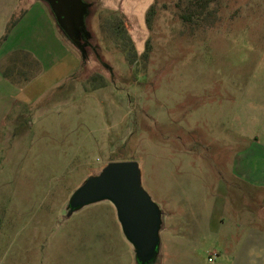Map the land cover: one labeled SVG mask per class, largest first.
<instances>
[{
  "label": "rangeland",
  "instance_id": "obj_1",
  "mask_svg": "<svg viewBox=\"0 0 264 264\" xmlns=\"http://www.w3.org/2000/svg\"><path fill=\"white\" fill-rule=\"evenodd\" d=\"M81 1L77 45L58 26L72 75L0 122V264H137L111 202L68 208L85 179L129 160L160 211L148 264H218L209 253L264 217V184L237 175L242 160L264 171V0H213L189 21L193 0H155L142 35ZM126 33L145 59L131 61ZM19 89L0 91V111Z\"/></svg>",
  "mask_w": 264,
  "mask_h": 264
},
{
  "label": "crops",
  "instance_id": "obj_2",
  "mask_svg": "<svg viewBox=\"0 0 264 264\" xmlns=\"http://www.w3.org/2000/svg\"><path fill=\"white\" fill-rule=\"evenodd\" d=\"M22 0H0V38L3 36L6 25L12 15L19 10H23V15L17 23L11 28L5 40L0 42V91H13L17 87L22 90L13 93L8 97L10 105L6 102V110L0 111V122L11 111L14 103H27L26 100L19 101V97L32 89V87H54L61 80L72 75L70 61L74 58L68 51L64 42L58 33V23L52 14V11L39 0H28L24 7ZM98 11L110 12L121 16L124 19V26L128 29L136 28L140 35L146 29L145 16L150 6L154 5L155 0H95ZM25 52L28 53L39 65V70L27 82L17 84L6 78L3 74L8 67V59L12 54ZM70 60H68V59ZM67 60L70 66L67 64ZM28 62V61H27ZM16 61L13 69V75L16 71L27 69L33 70L29 66H20ZM64 64V68L61 65ZM67 65V66H66ZM23 99V98H22ZM21 100V99H20ZM246 160L240 163L241 172L237 170V175L241 179L253 185L260 186L264 184V171H256L245 164ZM260 219V218H259ZM261 226L258 229H248L240 231L236 235V240L232 251L224 249V243L218 244L211 254L214 259L211 261L218 264H264V217L260 219ZM219 228L214 229V235L219 234ZM219 236V235H218ZM224 237H230L225 234Z\"/></svg>",
  "mask_w": 264,
  "mask_h": 264
},
{
  "label": "water",
  "instance_id": "obj_3",
  "mask_svg": "<svg viewBox=\"0 0 264 264\" xmlns=\"http://www.w3.org/2000/svg\"><path fill=\"white\" fill-rule=\"evenodd\" d=\"M46 1L58 26L77 45L76 39L84 31L87 5L81 0ZM103 200L115 207L123 233L134 247L137 264L151 262L159 243L160 211L141 186L136 161L109 162L99 174L85 179L69 200V213Z\"/></svg>",
  "mask_w": 264,
  "mask_h": 264
},
{
  "label": "trees",
  "instance_id": "obj_4",
  "mask_svg": "<svg viewBox=\"0 0 264 264\" xmlns=\"http://www.w3.org/2000/svg\"><path fill=\"white\" fill-rule=\"evenodd\" d=\"M194 2H191L192 5V9H190L188 15H183L182 18L185 21H189L191 16H197V15H201V13H203L208 5L209 2L213 1V0H193ZM154 13V5L150 6L149 9L146 12V16H145V23L146 25L149 27V23H150V19L152 17ZM23 15V10H19L16 14L12 15V17L10 18V20L8 21L7 25H6V29L5 32L3 34V36L0 38V42L5 40L9 31L11 30V28L17 23V21L20 19V17ZM120 28V26H119ZM122 30L124 32L125 29ZM127 40L130 42V50H131V56L133 57L131 59V61H134V59L140 58V59H145L147 57L146 54V50H144V52H142L140 55H137L133 42L131 41V38L127 35ZM148 46V41H146L145 43V49H147ZM8 67L4 70L3 74L6 78H9L12 82L17 83V84H21V83H25L27 82L30 78H32L34 76V74H36L35 72H37L39 70V65L36 61H34L33 59H31L30 55L28 53L25 52H20V53H15L12 54L9 59H8ZM16 61H18L20 66H29V70L30 68H33L32 71H30V73L28 72V70L26 69H21L20 71H16L15 75H13V69H14V65L16 64ZM28 61V62H27ZM98 75H94L90 77L91 81H95L98 79Z\"/></svg>",
  "mask_w": 264,
  "mask_h": 264
},
{
  "label": "built area",
  "instance_id": "obj_5",
  "mask_svg": "<svg viewBox=\"0 0 264 264\" xmlns=\"http://www.w3.org/2000/svg\"><path fill=\"white\" fill-rule=\"evenodd\" d=\"M213 259H214V255L211 254V255L208 257V261L211 262Z\"/></svg>",
  "mask_w": 264,
  "mask_h": 264
}]
</instances>
